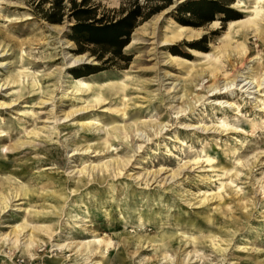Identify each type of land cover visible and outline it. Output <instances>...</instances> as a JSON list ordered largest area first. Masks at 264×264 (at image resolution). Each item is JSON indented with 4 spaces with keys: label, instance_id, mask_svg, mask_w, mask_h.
<instances>
[{
    "label": "rangeland",
    "instance_id": "obj_1",
    "mask_svg": "<svg viewBox=\"0 0 264 264\" xmlns=\"http://www.w3.org/2000/svg\"><path fill=\"white\" fill-rule=\"evenodd\" d=\"M50 1L0 0V264H264V84L209 92L261 80L264 1L229 4L245 35L220 12L139 19L125 60L77 53ZM180 21L196 33L162 46Z\"/></svg>",
    "mask_w": 264,
    "mask_h": 264
},
{
    "label": "trees",
    "instance_id": "obj_2",
    "mask_svg": "<svg viewBox=\"0 0 264 264\" xmlns=\"http://www.w3.org/2000/svg\"><path fill=\"white\" fill-rule=\"evenodd\" d=\"M64 1L51 0L49 7L44 10L43 17L49 22L60 23L62 17L66 14V9H68V16L73 20L69 37L77 45V53L89 51L97 60H102L107 53H112L114 57L119 59H128L127 55L122 53V48L130 44L131 35L137 28L136 25L139 19L146 20L151 15H156V13L158 14L169 8L168 6L174 2L172 0H154L161 2L160 5L150 8L147 13H143V5L138 0H134L129 7L121 6L119 11L112 8L103 9V12H100L102 4L98 0H69L68 7ZM232 1L186 0L177 9L189 13L193 18H203L205 22L212 20V15L216 12L223 13L228 21H234L242 16L236 17L229 14L230 12L236 13L234 9L229 7V4L232 3L233 5L236 0ZM106 11H111L112 14L106 13ZM116 12H118V17L115 15ZM180 24L190 26L185 21H180ZM203 41L205 42V40ZM195 44H192V48L199 49L200 47H193ZM86 67L89 68L88 73L99 70V65L95 64Z\"/></svg>",
    "mask_w": 264,
    "mask_h": 264
},
{
    "label": "bare ground",
    "instance_id": "obj_3",
    "mask_svg": "<svg viewBox=\"0 0 264 264\" xmlns=\"http://www.w3.org/2000/svg\"><path fill=\"white\" fill-rule=\"evenodd\" d=\"M175 1V0H173ZM262 1L264 0H257V3H261ZM246 13H249V12H246ZM163 21V19H162ZM168 22V21H167ZM158 24V21H156L154 23V34L158 33L157 32V29L158 27H156ZM259 22L257 20H255L254 18H250L248 20H245V19H240V20H237V21H232L230 22V25H229V29H228V32H227V35H231L233 36V30L234 28L238 27V28H243L245 27L244 29V32L242 33L243 35L246 34V31L248 30V28H251V27H256L258 26ZM161 27V26H160ZM259 30V27H256V31ZM160 31V30H158ZM163 31V30H162ZM145 32V31H144ZM161 32V31H160ZM193 32L196 33V30H190V28L188 27H185V26H179L177 29L173 30V32L168 35L163 41H162V46H167V45H170V44H173L175 43L176 41H180L182 38H185V37H191L192 35L190 34H194ZM163 33V32H162ZM261 33V31L259 32ZM160 34V33H159ZM157 38L160 36H156ZM182 41V40H181ZM229 42V41H228ZM158 43V42H157ZM154 53V52H153ZM159 58V57H158ZM178 59V58H177ZM170 59H168L169 61ZM173 60V58H172ZM175 60V59H174ZM245 60V59H244ZM255 59H252L251 61L253 62ZM167 61V60H166ZM172 62V61H171ZM179 62V61H178ZM170 63V62H169ZM176 63V62H175ZM205 72V71H204ZM254 72V66L253 64H249L247 66V70H243V71H238V73H236L234 75V77L232 79H225V80H222L221 79V84H213L209 87V92L211 93L210 96L212 97H216L217 95H222L224 93H227L229 90L231 89H235L233 87V84L236 82V81H241L242 82V87L241 89H244V92H250L251 93H256L257 91H260L262 89V84H264V72L262 73V78L260 81H257L256 80V77L254 74H252ZM242 73V74H241ZM248 75V76H246ZM238 77H241L242 79H238ZM260 78V77H259ZM205 85V84H204ZM205 87V86H204ZM225 89V90H223ZM227 90V91H226ZM223 91V92H222ZM252 97V96H250ZM198 99L196 101H199L203 98V96H199L197 97ZM227 102V101H226ZM215 104H222L224 102L222 101H216L214 102ZM229 104V103H228ZM230 105V104H229ZM232 106V105H231ZM19 235L20 233L18 231H15V233L13 234L14 236V239H15V242L19 241ZM89 243H91V241H89ZM35 246V241L30 237L29 238V241L27 242L26 244V250L31 254L33 255V252H32V249L34 248ZM30 250V251H29ZM5 255V254H4ZM34 257V255H33Z\"/></svg>",
    "mask_w": 264,
    "mask_h": 264
},
{
    "label": "water",
    "instance_id": "obj_4",
    "mask_svg": "<svg viewBox=\"0 0 264 264\" xmlns=\"http://www.w3.org/2000/svg\"><path fill=\"white\" fill-rule=\"evenodd\" d=\"M173 1V0H172ZM186 0H178V2H172L168 7L172 6V10L176 11L177 7L182 4L183 2H185Z\"/></svg>",
    "mask_w": 264,
    "mask_h": 264
}]
</instances>
